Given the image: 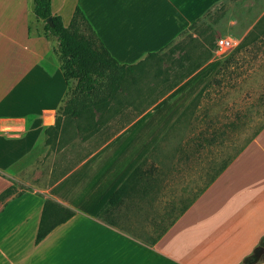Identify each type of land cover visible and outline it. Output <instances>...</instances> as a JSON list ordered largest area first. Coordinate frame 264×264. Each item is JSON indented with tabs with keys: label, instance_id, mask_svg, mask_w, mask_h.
<instances>
[{
	"label": "crops",
	"instance_id": "obj_1",
	"mask_svg": "<svg viewBox=\"0 0 264 264\" xmlns=\"http://www.w3.org/2000/svg\"><path fill=\"white\" fill-rule=\"evenodd\" d=\"M62 2L52 0V10L66 27L79 7L120 64L141 66L105 112L77 122L63 112L66 121L53 129L68 91L54 43L32 32L29 0H0V195L15 186L7 174L20 164L13 181L32 188L0 203V264L245 263L264 242V126L209 184L219 169L212 174V159L210 168L199 169V156L216 139L173 144L168 135L181 129L176 119L197 109L203 70L213 59L204 63L197 41L180 51L191 55L185 60L154 59L223 5L225 15L215 25L220 40H234L232 52L262 46L264 0H78L69 20ZM251 85L264 86V79ZM144 102L151 105L140 112ZM122 115L134 119L110 129ZM139 124L160 129L140 135ZM163 129H169L165 137ZM163 150L169 152L163 156ZM140 166L144 175L104 215ZM48 198L75 216L37 243ZM140 224L143 230L135 227ZM261 257L256 263L264 264Z\"/></svg>",
	"mask_w": 264,
	"mask_h": 264
},
{
	"label": "rangeland",
	"instance_id": "obj_2",
	"mask_svg": "<svg viewBox=\"0 0 264 264\" xmlns=\"http://www.w3.org/2000/svg\"><path fill=\"white\" fill-rule=\"evenodd\" d=\"M77 2L78 0H63L60 4L62 15L66 20H69L70 17L72 18ZM29 13L32 17V32H43L45 23L38 21L34 15V0H29ZM221 13L225 15V5L217 7L214 12L208 13L200 22L196 23L172 46L166 49V51L157 54V57L154 59L155 61L176 62L180 57V61L185 60L191 55L186 53L181 54L180 51L182 52L185 48L187 49L194 41H197L196 43L201 49L204 63L208 62L210 58L211 60L213 59L208 68L203 70L202 90H204L194 103V105L197 103V109L194 114L185 119H176L175 124L179 126V123H181V129H176L173 133H169V129H163L162 131L164 137L167 132L169 133V142L173 144H178L180 140L188 138L191 141L198 139L202 145H206V142L213 141L214 137L216 139L215 147L211 150L209 148L204 151L202 156H199L202 159L201 163H199V169L201 167L204 170L208 167L210 168V159H212L213 164H216L212 166L213 175L217 168H223V166L236 158L246 147V144L264 126V95L259 97V92H261V89H264V86L251 85L255 79H264V44L262 46L245 48L241 51H229L225 54H221L222 51L216 53L222 32L219 29L217 30L215 25H218L219 19L223 17ZM194 35H198L199 38H194ZM53 43L57 44L55 41ZM143 89L145 90L146 88ZM258 89L260 91H257ZM150 105V103L144 102L140 104L138 109L142 112ZM132 113L135 114L134 111ZM131 115H122L115 118L112 121L110 129H118L121 125L124 126L125 122H128V119L132 121L134 118L132 119ZM60 120L61 122L66 121L63 112H61ZM183 120L188 121L185 123ZM137 129H154L155 131V129H160V127H144V124H139ZM143 131H140L139 134L141 135ZM160 140H158V143ZM162 152L164 153L163 156H165L169 150H163ZM185 152L193 153L192 150ZM63 155H65V152L59 154V165L63 162ZM176 156L178 158L177 154ZM21 171L22 164L13 167L8 171L7 175L14 180V178L21 176ZM31 171L33 173L34 170ZM62 173L63 171L60 174ZM203 174L205 175V171ZM56 176L59 175L55 174L54 177ZM206 179L204 178V180ZM13 180L12 183L15 185L16 190L14 196L7 200H11L21 193L26 194L28 190H32L30 186ZM28 182L27 180L25 183ZM52 182V180L38 181L37 184L39 186H47ZM175 182L178 186V180H175ZM35 184L36 182L32 181L30 185ZM135 227L138 230L145 228L142 224ZM260 254L263 255L261 258L264 260V242L256 246L250 257Z\"/></svg>",
	"mask_w": 264,
	"mask_h": 264
},
{
	"label": "trees",
	"instance_id": "obj_3",
	"mask_svg": "<svg viewBox=\"0 0 264 264\" xmlns=\"http://www.w3.org/2000/svg\"><path fill=\"white\" fill-rule=\"evenodd\" d=\"M34 15L38 21L45 23L43 33L39 35L45 36L52 45L54 41L57 43L53 47L61 62V71L68 86L66 99L59 112H64L69 119L76 122L89 114V120H93L96 113L108 109L123 89L127 75L136 74L141 64L138 66L120 64L98 37L79 7L68 27L64 25L61 16L53 13L52 0H34ZM153 56L151 55L152 58ZM60 124L58 117L57 125L53 129H59ZM142 166L138 167L111 197L103 210L104 215L116 209L128 191L134 188L137 179L144 175ZM227 166L219 169L209 184H212ZM15 190L16 187L12 186L1 194L0 203L14 196ZM22 195L21 193L16 198ZM74 216L73 210L63 207L53 199H46L36 242H42L58 226L65 224Z\"/></svg>",
	"mask_w": 264,
	"mask_h": 264
},
{
	"label": "built area",
	"instance_id": "obj_4",
	"mask_svg": "<svg viewBox=\"0 0 264 264\" xmlns=\"http://www.w3.org/2000/svg\"><path fill=\"white\" fill-rule=\"evenodd\" d=\"M218 47H219V52H221V54H225L229 51H231L234 47H235V41L232 39H221L218 42Z\"/></svg>",
	"mask_w": 264,
	"mask_h": 264
},
{
	"label": "water",
	"instance_id": "obj_5",
	"mask_svg": "<svg viewBox=\"0 0 264 264\" xmlns=\"http://www.w3.org/2000/svg\"><path fill=\"white\" fill-rule=\"evenodd\" d=\"M258 261V256H254V257H251L249 258L245 264H253V263H256Z\"/></svg>",
	"mask_w": 264,
	"mask_h": 264
}]
</instances>
